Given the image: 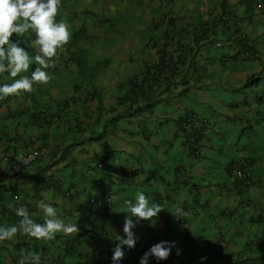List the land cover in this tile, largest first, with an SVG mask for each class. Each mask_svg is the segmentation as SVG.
I'll list each match as a JSON object with an SVG mask.
<instances>
[{
    "label": "clouds",
    "instance_id": "obj_1",
    "mask_svg": "<svg viewBox=\"0 0 264 264\" xmlns=\"http://www.w3.org/2000/svg\"><path fill=\"white\" fill-rule=\"evenodd\" d=\"M126 48L123 62L143 57L138 73L120 84L137 99L125 108L132 126L155 122L147 137L170 127L184 158L177 167L191 168L174 170L169 182L164 164L142 171L128 159L118 173L128 198L119 211L123 237L105 242L104 260L264 264V0H0V98L31 93L49 72L73 67L69 74L90 61L92 74L117 68ZM192 91L198 100L188 98ZM43 154L17 152L8 176ZM92 167L108 171L105 161ZM36 207L32 214L15 209L20 220L0 227V241L18 232L46 241L79 232L51 204ZM20 256L17 264H41L39 253L22 249Z\"/></svg>",
    "mask_w": 264,
    "mask_h": 264
},
{
    "label": "crops",
    "instance_id": "obj_2",
    "mask_svg": "<svg viewBox=\"0 0 264 264\" xmlns=\"http://www.w3.org/2000/svg\"><path fill=\"white\" fill-rule=\"evenodd\" d=\"M130 53L124 49L125 56L117 68L112 64L109 70L92 74L86 70L91 68L90 61L69 74L73 67L58 74L49 72V82L34 83L31 93L0 98V227L18 224L15 209L21 206L30 214L38 213L36 205L41 200L56 208L58 218L65 223L79 227L76 234L58 233L47 241L18 232L0 241V264H17L22 249L39 253L41 264H113L104 260L102 251L107 240L123 237L119 211L128 198L123 197L126 187L118 173L125 169L128 159H136L142 171L164 164L169 182L174 179V170L191 168L186 164L177 167L182 163L180 139L170 127L159 128L156 136L147 137L145 132L155 122L142 125L137 121L132 126L133 119L128 118L125 108L137 99L129 89L119 87L138 73L143 57L123 62ZM187 96L199 98L194 91ZM61 103H65L63 108ZM120 115L125 116L117 121L119 129L112 131L113 124L107 126L108 133L104 132L106 123ZM159 117L168 115L161 113ZM123 129L133 133L131 140ZM173 134L176 140L162 157V143L172 140ZM37 149L44 153L37 163L8 176L17 152ZM100 161L107 163V172L93 169V163ZM105 178L108 187L102 181ZM33 219L42 223L43 214Z\"/></svg>",
    "mask_w": 264,
    "mask_h": 264
},
{
    "label": "trees",
    "instance_id": "obj_3",
    "mask_svg": "<svg viewBox=\"0 0 264 264\" xmlns=\"http://www.w3.org/2000/svg\"><path fill=\"white\" fill-rule=\"evenodd\" d=\"M133 79H135V77L133 78ZM130 82H132V80H129L128 82H127V84L128 85H131L132 87H137V85L135 84V82L133 81L132 83H130ZM126 84V85H127ZM122 88V86H120L119 87V89H121ZM140 93H143L141 90H139V92H138V94H140ZM138 110H136V112H137ZM126 115V114H125ZM125 115H120V116H117L115 119H112V123H114V126H113V129L114 130H112V131H116V130H118L119 129V125L117 124V121H119L121 118H124L123 116H125ZM111 131V132H112ZM111 132H110V134H111ZM122 133H124V134H126L127 135V137H128V140H131L132 139V136H133V133L132 132H129V131H127V129H123L122 130Z\"/></svg>",
    "mask_w": 264,
    "mask_h": 264
},
{
    "label": "rangeland",
    "instance_id": "obj_4",
    "mask_svg": "<svg viewBox=\"0 0 264 264\" xmlns=\"http://www.w3.org/2000/svg\"><path fill=\"white\" fill-rule=\"evenodd\" d=\"M166 110H170L169 108H166ZM172 113V110H170V114ZM250 196H251V192H250Z\"/></svg>",
    "mask_w": 264,
    "mask_h": 264
}]
</instances>
